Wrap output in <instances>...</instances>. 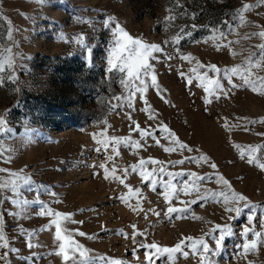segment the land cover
Returning a JSON list of instances; mask_svg holds the SVG:
<instances>
[{"label":"rangeland","instance_id":"374dc122","mask_svg":"<svg viewBox=\"0 0 264 264\" xmlns=\"http://www.w3.org/2000/svg\"><path fill=\"white\" fill-rule=\"evenodd\" d=\"M245 4L252 6L251 10L243 11ZM256 5L257 0H0V64L7 66L0 73V116L11 129L10 133L0 132V143L15 150L8 153L13 157L11 163H0V168L22 171L30 177L31 184L17 182L24 199L39 201L28 207L26 219L6 216L5 234L19 250L8 258L10 264H25L23 257L29 251L45 256L38 264H111L114 260L148 264L145 256L149 251L151 264H200L195 255L201 247L197 241L202 238L214 249L219 231L206 233L216 225L229 226L232 235L210 255L212 264H264V235L256 237L251 231L247 238L244 235L245 228L264 233V207L244 208L237 216L226 213L219 202L222 198L217 197L215 202L201 200L187 205L188 212L169 216L165 215L169 205L164 200L168 183L177 189L176 196H170L172 206L185 207L180 200L197 198L195 193L184 195L182 191L185 185L191 188L194 177L166 174L191 171L212 176L211 181H199L201 193L207 189L230 195L227 186L214 182L223 176L231 191L264 205V171L259 167L264 164V123L260 122L264 121V95L257 94L264 65L253 68L247 63L249 57L259 60L262 53L258 46L264 44V39L251 35L264 30V6ZM172 15L176 19L166 22L165 17ZM109 16L133 37L163 47V53H153L156 59L150 58L148 63L167 103L151 86V75L141 74L145 86L118 68L107 71L108 55L115 46L112 31L103 25ZM181 28L191 35L180 33ZM221 30L224 39L218 36ZM81 35L92 48L90 58L87 49L77 43ZM175 35L182 36L178 44L171 42ZM229 41L236 43L217 50ZM178 52L189 54L192 62L179 59ZM168 55L174 58L166 60ZM197 61L204 65L198 71L219 80L227 96L204 91L201 84L209 89L213 85L189 71L197 67ZM212 65L221 71H210ZM226 68H251L256 91L239 76L232 77V82L240 85L233 88L224 77ZM180 72L191 76L193 84L188 85ZM206 98L213 102L207 104ZM149 115L154 118L149 119ZM137 122L160 141L159 145L151 137L139 135ZM161 126L173 133L171 139H165L168 133ZM111 137L121 138L122 143H109L105 151L97 141L107 142ZM124 138L129 143H124ZM172 139L193 151H182ZM135 140L141 142L140 148L130 143ZM113 146L119 156L112 152ZM165 147L175 151L166 153ZM109 155L113 156L110 162ZM200 156H207L209 163L173 166L181 159ZM141 159L146 161L143 170L147 172L165 169L151 178L156 181L155 191L151 181L144 182L139 171H131V165L140 167ZM150 159L162 163H147ZM102 163L109 169L115 166L116 175L124 178L132 191L118 180H105L98 167ZM211 163L217 166L215 170ZM125 168L129 169L127 177L123 176ZM13 179L7 172L0 173V180ZM136 189H140L139 194ZM41 205L83 222L60 221L62 230L67 228L71 239L81 245L75 251L74 244L67 246V262L62 256L48 255L49 251H59L60 242L54 239V227L39 231L53 219L39 215L44 210ZM4 207L13 206L5 203ZM249 216L253 217L251 222ZM18 224L38 231L32 239L45 247L26 248L28 237L18 234ZM81 231L87 235L79 236ZM134 232L136 243L126 238ZM181 241L182 252L189 253L187 258L181 252L170 258L140 247V242L173 247ZM252 242L257 247L241 254L245 252L242 245Z\"/></svg>","mask_w":264,"mask_h":264},{"label":"snow or ice","instance_id":"6c2138e0","mask_svg":"<svg viewBox=\"0 0 264 264\" xmlns=\"http://www.w3.org/2000/svg\"><path fill=\"white\" fill-rule=\"evenodd\" d=\"M36 2L43 3L44 0H36ZM257 7L259 6H264V0H257ZM252 6L245 4L243 6V11L247 12L251 10ZM171 11V10H170ZM195 18V17H193ZM176 17L174 15L165 17L166 22L174 21ZM241 20H243V17H240ZM103 25L106 29L112 31L114 37H115V46L110 50L108 59H107V71L112 72L114 69L118 68L120 72H127V77L129 79H135L139 80L141 85H146V81L144 79H141V74L143 76L147 77L151 75V86L156 88L158 95L161 96V98L164 100V102H168L166 97L163 96L162 90L159 88L157 84V78L156 75L152 74L154 72V68L151 64L148 63L149 59H156L155 56H153V53H163L164 49L161 45H158L156 43H149L146 42L138 37H133L128 31L125 30L123 26L116 20L115 17L109 16L107 19L103 21ZM180 33L184 35H191V33L185 32L183 28L180 29ZM252 36H257L261 39H264V30L260 31L259 33H253L251 34ZM218 36L220 39L225 38L224 32L221 30L218 33ZM216 37H214L215 39ZM250 38V37H248ZM182 39L181 35H175L172 37V41L174 43H179L180 40ZM85 38L83 35L79 36L77 38V43L82 45L84 48L87 49V53L89 58L92 55V48L90 45L85 44L84 42ZM166 43H168L166 41ZM236 43V41H229L227 44L223 45H218L217 50H221L223 47H231L232 44ZM261 50V57L257 61H253L251 57H249L247 63L251 65L253 68H260L262 65H264V44H261L258 46ZM10 51V50H9ZM178 58L181 59L182 61H187L189 63L192 62V57L189 54H183V53H177ZM174 57L171 55L166 56V60H172ZM9 64H11V61H9ZM197 67L196 68H190L189 71L192 73H195L197 75L198 79L205 80L207 79L208 83L213 85L211 89L208 87H204L203 84L200 86L204 88V91L206 93H209L210 95H215L217 92L221 93L224 96H227V92L225 91L224 85L220 83L219 80H212L208 79L206 74H202L198 71V69H201L204 67V65L197 61L196 62ZM13 71H15V66L13 65ZM171 67V65H169ZM7 69L6 65L0 64V73L5 72ZM210 71L219 73L221 70L215 66L212 65L210 66ZM224 72V77L228 81L229 84L232 85L233 88L240 87V85H237L232 82V77L233 76H239L241 80L243 81L244 84L249 85L252 90L255 92L256 91V82H253L250 77L252 75L251 68L248 69H242V68H226L223 70ZM180 75L186 79V82L188 85L193 84V79L191 76L186 75L184 72H180ZM10 79L15 81L17 79L16 76H10ZM3 81H0L2 83ZM259 84L261 85L260 91L257 93L259 95H264V78L259 79ZM124 83V81H122ZM139 91V89H138ZM221 98L220 96H216V99ZM117 99H120L117 97ZM207 104H211L213 101L211 99L206 98ZM145 104H147V101H144ZM208 109H206L207 111ZM131 119V117H129ZM149 119H153L151 115L148 117ZM261 123H264V121H260ZM255 123V121H253ZM105 124H107V121H105ZM225 128L228 127L227 124L224 125ZM136 131L139 132V135L141 137H151L156 141V144L159 145L160 141L156 139L151 132H148L147 130L141 129L139 123L137 122L135 125ZM161 129L165 132L168 133V136L165 137V139H171L173 137V133L170 132L167 128H164L161 126ZM0 132H7L10 133L11 129H8L6 126V120L3 116H0ZM104 133H101L103 135ZM95 139V136L93 137ZM98 143H101L102 146L104 147L105 151L108 150L109 143L112 145H119L122 143L121 138L117 137H111L109 141L107 142H102V141H97ZM124 143H129L128 138H124L123 140ZM173 145H178L179 148L182 151H193L192 148H190L187 144H184L180 142L178 139H172L171 140ZM132 146L136 148L141 147V142L139 140L135 141H130ZM234 147H239L238 145H234ZM112 152H114L117 156L120 155V153L117 151V148L115 146L112 147ZM15 151L14 149H6L2 143H0V163H11L13 157L11 155H8V153ZM164 151L166 153H172L175 151L174 147H165ZM250 151L255 152V149H250ZM7 157V158H5ZM113 156L109 155L107 157V161H112ZM203 161L204 163H209L208 157L207 156H200V157H191L188 158L186 161L185 159H181L179 161L174 162L173 166L176 165H184L186 162L187 163H200ZM145 160L141 159L139 161V168L137 165H131V171L132 172H137L139 171L140 177L143 179L144 182H149L151 181L152 184V190H156V181L151 180V178L155 175V173L158 172H165V169L163 167L159 169H153L151 172H147L143 170V165L145 164ZM251 163V159L249 160ZM147 163L151 164H157V163H162L159 162L155 159H150L147 161ZM99 168L103 170V178L105 180L108 179H114L118 180L121 185H123L125 188H128V190L131 192L132 189L129 188L127 183L125 182V179L122 178L121 176L116 175L117 173V168L113 166L111 169H109L106 164L102 163L98 165ZM210 167L215 170L217 166L214 163L210 164ZM259 167L261 168L262 171H264V164H260ZM123 171V176L127 177L129 175V169L125 168L122 170ZM7 172L9 176L15 178L13 180H9L7 182L0 180V264H10L9 262V257L14 254L18 253L19 250L16 249L11 245L10 238L6 236L5 234V226H6V216L10 215L13 217V219L21 218V219H26L28 218L27 215V209L30 205H34L39 203V201H29L28 199L23 198V192L20 188V185L17 181L22 180L25 184H31V178L27 177L26 175L22 174V171L19 172H9L8 170L4 168H0V173H5ZM169 177L171 176H191L194 177V181L192 183L191 188L188 185H185L184 188L182 189L184 195H192V194H197L196 199H192L189 201H184L180 200L179 203L182 205H185V207H175L172 206V200L170 199V196L175 197L177 189L174 188L171 183H168L165 185V193H164V200L168 203V207L166 208L165 215L170 214H183L188 212V207L187 205H194L198 204L199 201L201 200H208L211 198L214 202L216 201L217 197H221L222 199L219 201L224 205V211L226 213H235L237 216H239L244 208H248L250 211L254 208L257 207H264V205H256L253 204L251 201L248 200L247 197L244 195L238 194L234 191H231V185L229 182L223 177V176H217L215 179V183L217 184H222L228 187L230 195L225 193L224 191L220 192H215V191H210L205 189L203 193L200 192V188L202 187L199 184V181H211L212 176L210 175H198L195 172H179V173H172V172H167L166 173ZM137 194H139L140 189L135 190ZM123 199V197L121 198ZM5 203L11 204L13 207L12 208H5L4 205ZM41 208L44 210L39 213L41 217H48V218H53L51 220V224L47 225L45 228L40 229L39 231H44V230H51L52 227L55 229V236L54 239L56 241H59V251H49L48 255H58L62 256L63 260L67 262L69 260V254L66 251V248L68 245L74 244L75 247L72 249L73 251L79 250L81 248V245L76 244L72 239H71V233L67 228H64L62 230L61 227V220L64 221H69V222H76V223H83L82 221H72L71 214H65L61 213L59 211H53L51 208L47 207L46 205H41ZM133 210H136L135 208ZM142 210V209H141ZM151 211L154 212L155 215L159 216L160 213H156L154 209H151ZM195 219H202L201 217H194ZM232 217L229 216V219ZM253 217L249 216V222H251ZM135 229V226H133ZM264 227V225H262ZM18 234L22 236L28 237V239L25 240V247L28 248L29 250L37 247H45L42 244H37L36 242L33 241V237L38 235V231L36 230H31L27 229L25 230L21 225L18 224L17 228ZM219 231V236L216 239L215 242V248H210L208 243H206L202 238L197 241V243L201 246L200 249H198L195 253V255L198 256L200 260V264H212V261L210 260V255L215 254V249H219L222 247V242L225 240L226 237L232 235V229L224 225L223 227L220 225H216L214 228H211L206 235H212L213 232ZM252 232V234L256 237H260L261 235H264V233H261L259 231H256L255 229H249L245 228L244 229V235L247 238L249 232ZM122 234V233H121ZM142 234V233H141ZM79 236H86L87 234L84 232H78ZM123 235V234H122ZM88 238H94V237H88ZM128 239H131L134 243L135 241V232L128 237ZM186 239H192L191 237H188ZM181 243L176 244L173 247H162L160 245H157L156 243H151V244H144L140 242V247L149 249V250H155L157 254L160 253H166L169 255L171 258V255L173 253L181 252V254L187 258L189 256V253L186 251L181 250ZM257 247L256 242H252L251 245L249 244H244L242 245V248L245 250V254L249 248L255 249ZM7 250V251H5ZM81 255H83V252H81ZM45 256L29 251V255L26 257H23L25 264H38V261L40 259H44ZM146 261H148V264H151L153 256L151 251H149L146 256H145ZM111 264H123L122 261L114 260L111 262Z\"/></svg>","mask_w":264,"mask_h":264}]
</instances>
